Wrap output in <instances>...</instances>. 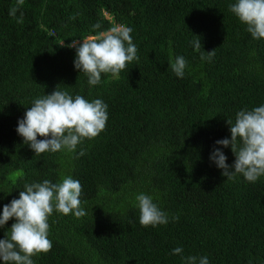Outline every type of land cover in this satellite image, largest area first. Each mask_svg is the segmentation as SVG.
Masks as SVG:
<instances>
[{
    "label": "trees",
    "instance_id": "trees-1",
    "mask_svg": "<svg viewBox=\"0 0 264 264\" xmlns=\"http://www.w3.org/2000/svg\"><path fill=\"white\" fill-rule=\"evenodd\" d=\"M235 2L24 0L16 13L21 24L9 16L16 0H0V213L25 184L67 176L81 183L87 212L77 219L54 210L52 248L33 256L34 264H185L188 256L264 264V175L227 179L209 159L220 148L232 165L231 146L215 143L231 138L226 121L264 105V38L253 39L229 10ZM119 25L132 28L138 59L90 85L68 45ZM212 50L211 60H201ZM177 56L187 61L182 78L170 67ZM55 89L101 99L106 126L72 152L36 155L17 122ZM140 193L169 214V223H139ZM14 222L0 227V239ZM176 247L183 252L173 255Z\"/></svg>",
    "mask_w": 264,
    "mask_h": 264
},
{
    "label": "clouds",
    "instance_id": "clouds-1",
    "mask_svg": "<svg viewBox=\"0 0 264 264\" xmlns=\"http://www.w3.org/2000/svg\"><path fill=\"white\" fill-rule=\"evenodd\" d=\"M23 4L24 0H16L9 9V16L21 24L23 14L17 18L16 13ZM229 10L246 25V31L253 39L264 38V0H236L229 5ZM100 27V24L93 25L95 29ZM131 32L132 28L124 25L112 26L95 38L82 43L72 40L68 45L76 51L74 67L87 75L90 85L100 83L102 73L118 75L129 62L138 59ZM194 36L197 39L191 43L194 50L200 51V39ZM214 55V50L207 55L202 52L201 60H211ZM170 67L178 78H182L187 61L183 56H177ZM107 108L108 105L101 99L89 102L81 95L73 98L67 91L55 89L51 94L33 101L23 119L18 120L16 131L36 155L62 149L72 152L83 139L95 138L105 129ZM226 122L231 138L215 143L225 148L231 146L235 161L228 165L227 157L220 148H214L209 159L223 170L221 174L227 179H234L240 174L246 181L256 182L264 175V105L251 110L242 109L236 113L234 124L231 120ZM38 136L44 139L38 140ZM80 154L83 155V152ZM81 194V183L71 176L63 177L56 183L45 179L41 183L25 184L19 198L4 205L0 213V227L15 218L8 235L0 239V261L3 264H34L33 256L49 252L52 242L48 239V218L54 210L63 215L72 213L77 219L86 216L87 212L81 207ZM135 199L142 226L156 227L169 223V214L162 211L150 195L140 193ZM171 219L179 220V216ZM182 252V247L172 250L173 255ZM182 258L185 264H197V260L198 264H209L207 256Z\"/></svg>",
    "mask_w": 264,
    "mask_h": 264
},
{
    "label": "rangeland",
    "instance_id": "rangeland-1",
    "mask_svg": "<svg viewBox=\"0 0 264 264\" xmlns=\"http://www.w3.org/2000/svg\"><path fill=\"white\" fill-rule=\"evenodd\" d=\"M91 39V38H90Z\"/></svg>",
    "mask_w": 264,
    "mask_h": 264
}]
</instances>
